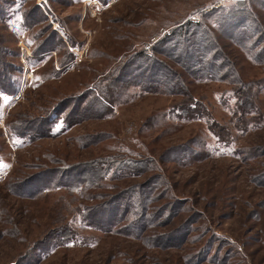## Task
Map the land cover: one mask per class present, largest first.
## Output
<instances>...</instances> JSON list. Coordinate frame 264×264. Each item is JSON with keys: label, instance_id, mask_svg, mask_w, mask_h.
<instances>
[{"label": "rangeland", "instance_id": "1", "mask_svg": "<svg viewBox=\"0 0 264 264\" xmlns=\"http://www.w3.org/2000/svg\"><path fill=\"white\" fill-rule=\"evenodd\" d=\"M0 264H264V0H0Z\"/></svg>", "mask_w": 264, "mask_h": 264}, {"label": "trees", "instance_id": "2", "mask_svg": "<svg viewBox=\"0 0 264 264\" xmlns=\"http://www.w3.org/2000/svg\"><path fill=\"white\" fill-rule=\"evenodd\" d=\"M236 13H242V12H236ZM251 15L253 16L252 13H251ZM253 21L256 22L255 19ZM254 28H260V27H257L255 25V26H253L251 28V30H253ZM183 29L186 30V33H188V36H189V38H187V41H189L188 44L183 47V49H184L183 51H184L185 55L187 57H189L186 60L188 62L185 61V63L187 65L188 64H192L196 68L200 66V67L203 68V70L206 69V68L211 70L212 69V68H210V67H212L211 64L212 63L216 64V60H214V61L210 60L209 62H205L204 58L207 55H210V54L214 53V56L217 57V59H219V57H223L224 58V60L222 62V63H224L223 65H225L227 67L231 66V62H227L226 56H224L223 54H220V53L217 52L219 47L214 43V41H213V39L211 37V34H210V32L208 30H205L204 27L199 26V24H192V23H189V24L185 25ZM260 29L262 30V28H260ZM201 34H204V36H205L203 41H201V38H200ZM192 48H194L195 54H194V51H193ZM56 49H58L57 46H52L50 48V50H56ZM196 53H197V55H200V56H197L198 57L197 60L194 61L193 63H191V61H189V59L191 57H195ZM140 56L141 57H145V56H143V54H140ZM214 59H216V58H214ZM146 62H147V60H145V62L143 64L136 65V67H135V65H132L134 72L139 73L138 75L139 76H143V77H145V72L146 73L150 72V75L146 76V80H148V81L145 82V85L148 86V84H146V83H149V84L153 83V86H152L153 88L156 85L155 88L163 87V89H165V90L168 89L166 87L167 85H165L164 82L165 81L167 82V80L169 79L170 75L165 74V73L159 74V72H158L159 68H157V65L155 63L156 59L150 61V63H152L151 66H149V64L146 63ZM221 67H222V65H221ZM2 81L5 82V80H2ZM169 88H170V86H169ZM179 88H180L179 84L175 85V86H172L170 88L171 91H172L171 93L178 94L180 92ZM115 207H116V205H115ZM143 207L146 208L149 211V208L147 207V205H145V201H143ZM108 221H113V219H111V220L108 219ZM144 227L146 228V226H144Z\"/></svg>", "mask_w": 264, "mask_h": 264}]
</instances>
